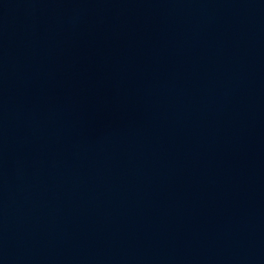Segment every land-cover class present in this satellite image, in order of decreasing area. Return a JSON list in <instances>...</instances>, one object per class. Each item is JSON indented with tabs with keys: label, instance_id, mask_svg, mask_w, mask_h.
<instances>
[{
	"label": "water",
	"instance_id": "1",
	"mask_svg": "<svg viewBox=\"0 0 264 264\" xmlns=\"http://www.w3.org/2000/svg\"><path fill=\"white\" fill-rule=\"evenodd\" d=\"M0 264H264V0H0Z\"/></svg>",
	"mask_w": 264,
	"mask_h": 264
}]
</instances>
